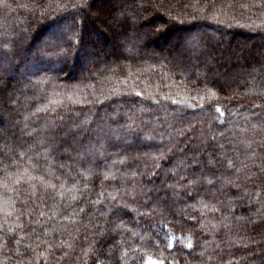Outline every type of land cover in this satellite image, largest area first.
Wrapping results in <instances>:
<instances>
[{"label": "trees", "instance_id": "1", "mask_svg": "<svg viewBox=\"0 0 264 264\" xmlns=\"http://www.w3.org/2000/svg\"><path fill=\"white\" fill-rule=\"evenodd\" d=\"M150 261L264 264V0H0V264Z\"/></svg>", "mask_w": 264, "mask_h": 264}, {"label": "rangeland", "instance_id": "2", "mask_svg": "<svg viewBox=\"0 0 264 264\" xmlns=\"http://www.w3.org/2000/svg\"><path fill=\"white\" fill-rule=\"evenodd\" d=\"M161 15H162V17H164V18H163V19H164V22H163V23L166 24V26H168V28L171 27L172 25H170V24H169V20H167L168 16H167L166 14L164 15V13H162ZM146 19H147V18H146ZM150 25H151L150 28H152V30H153L156 34H158V32H162V27L165 26V25L158 26V25L155 24V23H151ZM100 26H101L100 29H102L103 31H104V30L106 31V27H105L104 25L100 24ZM157 30H158V32H157ZM155 33H154V35H152L153 38H155V36H157V35H155ZM55 37H56V36H55ZM156 38H157V37H156ZM161 41H163V39L158 40L159 43H161ZM172 41H174V37L169 36V38H168V40H167V44L170 43V42H172ZM163 42H164V41H163ZM163 42H162V43H163ZM167 44H165L163 47H165ZM107 59H110V58L107 57ZM88 64H89V63H88ZM88 64H87V65H88ZM87 65H86V66H87ZM81 68H82V67H81ZM81 68H79V69H81ZM81 70H82V69H81ZM77 72H78V69H77ZM152 262H155V261H152ZM155 264H156V262H155Z\"/></svg>", "mask_w": 264, "mask_h": 264}, {"label": "snow or ice", "instance_id": "3", "mask_svg": "<svg viewBox=\"0 0 264 264\" xmlns=\"http://www.w3.org/2000/svg\"><path fill=\"white\" fill-rule=\"evenodd\" d=\"M190 246H191V245L189 244V247H190ZM149 264H155V262L150 261Z\"/></svg>", "mask_w": 264, "mask_h": 264}]
</instances>
